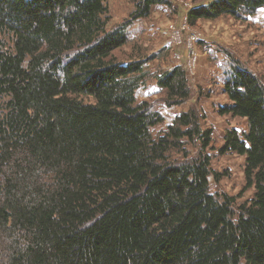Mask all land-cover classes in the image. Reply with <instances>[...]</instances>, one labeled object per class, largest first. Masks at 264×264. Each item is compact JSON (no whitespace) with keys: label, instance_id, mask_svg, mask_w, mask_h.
Instances as JSON below:
<instances>
[{"label":"trees","instance_id":"16d2710c","mask_svg":"<svg viewBox=\"0 0 264 264\" xmlns=\"http://www.w3.org/2000/svg\"><path fill=\"white\" fill-rule=\"evenodd\" d=\"M198 1L192 26L264 7ZM163 3L138 0L110 29L108 0H0V264H264V76L197 41L222 89L213 112L245 120L218 143L202 121L214 92L193 96L184 65L151 66L167 50L117 56ZM166 108H180L169 122ZM228 154L253 191L238 205L212 190Z\"/></svg>","mask_w":264,"mask_h":264},{"label":"rangeland","instance_id":"374dc122","mask_svg":"<svg viewBox=\"0 0 264 264\" xmlns=\"http://www.w3.org/2000/svg\"><path fill=\"white\" fill-rule=\"evenodd\" d=\"M195 1L164 0L163 4L155 5L147 18L140 22L138 20L133 24L131 29L134 30L132 36L134 40L117 52V56L121 60H126L131 57L132 53L146 55L167 50L163 54L164 57L162 56V59H156L154 62H151V66L157 67L163 65V67L167 68L169 66L171 68L172 65H169L170 63L164 64L167 61H170L172 64L175 63V65H185L187 75L193 86V96L196 97L199 88L203 89V87L207 88L210 92H214L212 94L206 92V96L202 98V104L205 105V108L209 109L208 112H205V115L208 114L207 119L206 117L202 118V121L205 120L207 126H214V138L217 139L218 143L222 144V131L225 127L233 125L244 128L245 122L239 121L240 119H230L227 122L225 120L227 117H219L213 112V104H223L224 102L221 87L213 81V78H215L213 77L216 70L215 66H212L208 55L193 40L192 36H180L178 28L183 24L186 10L194 7L197 3ZM208 1L199 0L198 2L206 3ZM137 2L138 0H108V4L110 5V22L108 23V27L112 29L127 19L132 12L137 10ZM263 17L264 13L261 11L254 17L256 19L255 23L259 22L261 25ZM227 19L200 20L195 26L190 25L187 21L185 23L190 27L191 33L197 32L202 34V39L210 42L208 44H212V42L221 44L220 46L227 48L238 58L235 59V57L230 55L233 60L242 62L257 74L264 76V32L258 24L252 21L239 22L233 18ZM6 40L7 46H9L11 38L7 37ZM133 41L135 43H132ZM150 85V83H147V86ZM145 97L139 93V99L143 100ZM214 108L216 109V106ZM179 109L172 108V111H178ZM169 114H166L168 122L170 121ZM156 130H159V127ZM188 147L190 148V145ZM196 152L197 150L193 149V154ZM243 164V159L237 155H223L213 160L214 168L217 171L222 172L228 169L230 175L221 180L218 185L213 182L212 190H226L230 195L236 197V205L245 202L253 194V191H244L243 189L245 184L242 173Z\"/></svg>","mask_w":264,"mask_h":264},{"label":"crops","instance_id":"0c3cea01","mask_svg":"<svg viewBox=\"0 0 264 264\" xmlns=\"http://www.w3.org/2000/svg\"><path fill=\"white\" fill-rule=\"evenodd\" d=\"M241 121H244V122H245V120H244V119H241Z\"/></svg>","mask_w":264,"mask_h":264}]
</instances>
